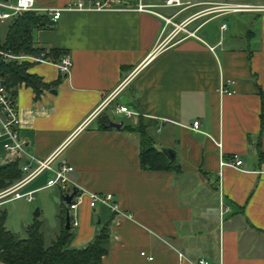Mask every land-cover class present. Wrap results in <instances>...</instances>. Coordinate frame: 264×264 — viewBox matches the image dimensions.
<instances>
[{"label": "crops", "instance_id": "0c3cea01", "mask_svg": "<svg viewBox=\"0 0 264 264\" xmlns=\"http://www.w3.org/2000/svg\"><path fill=\"white\" fill-rule=\"evenodd\" d=\"M72 1L36 3L61 7ZM141 2L152 7L65 12L56 23L48 18L33 38L55 58L29 62L28 72L49 88L39 98L31 87L16 89L28 151L39 158L57 153L56 164L73 166L71 177L81 188L112 194L121 210L92 208L85 197L79 227L69 230L71 249H85L110 224L109 253L101 264H264V12L229 9L264 0H191L181 9ZM165 19L195 36L174 37L176 28L168 31ZM66 56L73 62L67 75L58 66ZM121 105L136 115H118ZM117 117L131 121L123 127L138 128L141 118L149 122L154 145L173 149L181 172L143 169L140 134L102 127L106 118L120 123ZM195 121L202 132L191 129ZM217 140L225 159L243 161L245 171L220 168ZM7 162L0 139V164ZM49 177L27 189L43 188ZM35 195L29 204L38 202L36 217L44 215L49 198L62 203L54 229L34 223L55 239L66 230L62 217L69 213L63 191L52 187Z\"/></svg>", "mask_w": 264, "mask_h": 264}, {"label": "built area", "instance_id": "2783aa9c", "mask_svg": "<svg viewBox=\"0 0 264 264\" xmlns=\"http://www.w3.org/2000/svg\"><path fill=\"white\" fill-rule=\"evenodd\" d=\"M142 0H75L61 7H39L36 0H0V22H5L16 15H22L26 12H34L42 14L50 18L51 22L59 21L61 15L65 12H110L120 10H138L147 11L149 5H144ZM165 8L181 9L191 0H157ZM225 9L228 10L227 6ZM235 12H264V5H236L229 8ZM167 25H174L177 32L174 37L180 32L186 33L188 36H195V32H190L182 25L175 24L172 19H165ZM223 25L222 29H226ZM0 60L7 63L11 61L42 63L50 62L46 58V53L43 52L39 56L33 55H14L9 52L0 50ZM58 66L63 74H69L72 67V60L66 56L62 59ZM4 79L0 77V139L3 141V148L7 154L8 162H20V169L23 173L22 178L13 185L1 189L0 188V205L14 200L24 199L28 203L35 200V194L38 190L59 187L64 194V198L68 195H73L72 201L68 206L70 216L71 230L79 227V207L83 203L85 197H89L90 206L95 208L97 205L107 206L112 213L121 214L119 205L115 201L112 194H97L81 188L71 177L75 171L74 167L68 163L56 164L57 153L47 157L39 158L30 153L27 149L26 141L22 139L21 118L17 107L15 95L11 89H8L2 82ZM230 83V82H228ZM226 85V84H225ZM223 92L229 93L223 86ZM118 115L132 118L136 115L135 112L129 110L126 106H118L116 108ZM195 132L201 131V123L195 121L191 127ZM219 149L220 168L231 166L239 170L245 171L242 168L243 161L238 159H225L223 152V143L221 140L215 141ZM50 175L46 185L37 190H28V186L36 179L43 175ZM146 255L145 252L142 253ZM153 260V257H148ZM195 264H210L206 259H200Z\"/></svg>", "mask_w": 264, "mask_h": 264}, {"label": "trees", "instance_id": "16d2710c", "mask_svg": "<svg viewBox=\"0 0 264 264\" xmlns=\"http://www.w3.org/2000/svg\"><path fill=\"white\" fill-rule=\"evenodd\" d=\"M49 23L47 16L34 12L16 15L5 22H0V50L14 55L39 56L46 53V58L54 57L55 52H47L35 46L33 32L36 28L45 27ZM6 24V34L2 36V25ZM31 63L25 61L3 62L0 60V77L6 82V87L16 90L20 85L31 87L36 98H39L43 89L49 88L38 76L28 72ZM263 113L264 121V92ZM16 97V96H15ZM109 119L101 123L103 128L109 129ZM151 124L140 119L138 128L124 126L122 129L136 131L141 136L140 160L143 169L152 171L181 172L177 162L171 161L155 145L148 134ZM260 160L264 162V153L260 152ZM23 176L20 162H7L0 164V188H7ZM66 216L63 215L62 222ZM6 214L0 217V264H101L103 258L109 253L110 224L106 225L95 241L83 250L71 249L73 235L70 231L63 230L52 242L47 243L46 236L41 230V225L36 223L27 228L25 238L10 232L5 227Z\"/></svg>", "mask_w": 264, "mask_h": 264}, {"label": "rangeland", "instance_id": "374dc122", "mask_svg": "<svg viewBox=\"0 0 264 264\" xmlns=\"http://www.w3.org/2000/svg\"><path fill=\"white\" fill-rule=\"evenodd\" d=\"M156 1V0H155ZM186 4L182 8L188 6ZM176 9V8H171ZM171 27V28H170ZM168 31H172L174 28L170 26ZM6 24L2 25V35L5 33ZM117 121L124 122L125 124H130V120L125 119L124 117H117ZM39 196V195H37ZM35 195V198H37ZM62 208V203L55 202L54 198L48 199L47 205L44 209V215L36 217L35 213L37 209L40 210L38 202L35 201L33 204H29L24 199L14 200L11 202L4 203L0 205V217L3 213L6 214L5 227L17 234L21 238H25L27 235V228L30 225H33L35 222L40 221L45 225L47 230L54 229L56 222V210ZM46 232V231H44ZM50 233H45L47 243L49 244L54 240V237Z\"/></svg>", "mask_w": 264, "mask_h": 264}, {"label": "water", "instance_id": "95a60500", "mask_svg": "<svg viewBox=\"0 0 264 264\" xmlns=\"http://www.w3.org/2000/svg\"><path fill=\"white\" fill-rule=\"evenodd\" d=\"M3 85H6V82L3 81L2 82ZM55 92V91H54ZM13 95H17V90H13L12 91ZM124 125V122H120V123H115V122H110L109 123V128H115V129H121ZM161 151L173 162L176 161V153L173 149H169V148H162ZM73 195H68L65 199H66V203L70 204L73 198ZM39 215V209H37L35 216ZM66 230L69 231L71 230V225H70V216L69 213L66 216V226H65Z\"/></svg>", "mask_w": 264, "mask_h": 264}]
</instances>
